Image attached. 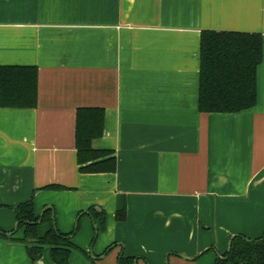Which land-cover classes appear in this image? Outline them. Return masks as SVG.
<instances>
[{"label": "crops", "instance_id": "crops-1", "mask_svg": "<svg viewBox=\"0 0 264 264\" xmlns=\"http://www.w3.org/2000/svg\"><path fill=\"white\" fill-rule=\"evenodd\" d=\"M203 30L262 34L253 108L200 111ZM0 65L38 68L37 106L0 107L2 230L19 204L49 206L62 232L79 224L70 264H216L264 234V0H0ZM80 107L105 109L94 146L115 172L80 171ZM9 236L0 264H54Z\"/></svg>", "mask_w": 264, "mask_h": 264}, {"label": "trees", "instance_id": "trees-1", "mask_svg": "<svg viewBox=\"0 0 264 264\" xmlns=\"http://www.w3.org/2000/svg\"><path fill=\"white\" fill-rule=\"evenodd\" d=\"M263 59V36L241 31L203 30L201 33V66L199 76V109L201 112L235 113L253 108L257 103V73ZM38 103V68L33 65H0V107L34 108ZM105 109L80 107L77 110L76 147L80 171L113 173L117 158L113 150L97 148L94 141L104 134ZM57 188L59 185H48ZM1 206V204H0ZM21 239L34 263L42 260L50 249L54 264H70L71 253L78 246L73 242L79 224L71 233H64L54 223L53 208L45 210L42 220L30 199L15 207ZM105 227V212L91 209ZM125 209L117 212L119 220ZM0 239L8 232L0 228ZM97 234V227H96ZM29 239H32L30 241ZM117 264H136V257L120 255ZM216 264H264V234L250 238L243 234L232 237L231 249L218 255Z\"/></svg>", "mask_w": 264, "mask_h": 264}, {"label": "water", "instance_id": "water-1", "mask_svg": "<svg viewBox=\"0 0 264 264\" xmlns=\"http://www.w3.org/2000/svg\"><path fill=\"white\" fill-rule=\"evenodd\" d=\"M47 209H52L51 207H46L43 211H42V213L40 214L41 215V219L38 221V223H40L41 222V220H42V217H43V214H44V212H45V210H47ZM53 220H54V223H55V214H54V212H53ZM19 222H17V224H16V228H15V230L13 231V232H8L7 234L8 235H12V234H14L15 232H17L18 230H19ZM77 226V225H76ZM1 231V230H0ZM30 241H32V239H29ZM231 245H232V239H231V241H230V244H229V250L231 249ZM220 255V254H219Z\"/></svg>", "mask_w": 264, "mask_h": 264}, {"label": "rangeland", "instance_id": "rangeland-1", "mask_svg": "<svg viewBox=\"0 0 264 264\" xmlns=\"http://www.w3.org/2000/svg\"><path fill=\"white\" fill-rule=\"evenodd\" d=\"M73 252H80V250H78V249L76 250V249H75ZM80 253H81V252H80ZM90 255H92V254H90Z\"/></svg>", "mask_w": 264, "mask_h": 264}, {"label": "flooded vegetation", "instance_id": "flooded-vegetation-1", "mask_svg": "<svg viewBox=\"0 0 264 264\" xmlns=\"http://www.w3.org/2000/svg\"><path fill=\"white\" fill-rule=\"evenodd\" d=\"M229 250V249H228Z\"/></svg>", "mask_w": 264, "mask_h": 264}]
</instances>
